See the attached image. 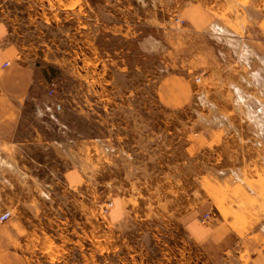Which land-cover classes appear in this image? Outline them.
<instances>
[{
	"label": "rangeland",
	"instance_id": "374dc122",
	"mask_svg": "<svg viewBox=\"0 0 264 264\" xmlns=\"http://www.w3.org/2000/svg\"><path fill=\"white\" fill-rule=\"evenodd\" d=\"M0 22L35 77L0 141L27 264H253L264 0H0Z\"/></svg>",
	"mask_w": 264,
	"mask_h": 264
},
{
	"label": "crops",
	"instance_id": "0c3cea01",
	"mask_svg": "<svg viewBox=\"0 0 264 264\" xmlns=\"http://www.w3.org/2000/svg\"><path fill=\"white\" fill-rule=\"evenodd\" d=\"M9 36L7 25L0 22V141L15 133L21 110L35 81L33 67L19 57L17 47ZM71 171H66L67 182L75 184L80 177L72 175ZM206 210L200 205L196 207L195 213L200 216ZM12 243L13 232L8 223L0 224V264H27L24 256ZM256 250L258 253L253 258V264H264V243L257 245Z\"/></svg>",
	"mask_w": 264,
	"mask_h": 264
},
{
	"label": "built area",
	"instance_id": "2783aa9c",
	"mask_svg": "<svg viewBox=\"0 0 264 264\" xmlns=\"http://www.w3.org/2000/svg\"><path fill=\"white\" fill-rule=\"evenodd\" d=\"M9 216H10V213L7 210L0 212V221L6 220Z\"/></svg>",
	"mask_w": 264,
	"mask_h": 264
}]
</instances>
